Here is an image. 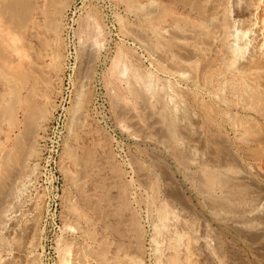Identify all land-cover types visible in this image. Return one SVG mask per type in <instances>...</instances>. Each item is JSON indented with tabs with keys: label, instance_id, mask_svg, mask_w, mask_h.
Listing matches in <instances>:
<instances>
[{
	"label": "rangeland",
	"instance_id": "1",
	"mask_svg": "<svg viewBox=\"0 0 264 264\" xmlns=\"http://www.w3.org/2000/svg\"><path fill=\"white\" fill-rule=\"evenodd\" d=\"M54 1L34 0L28 25L20 28L0 13L6 57H0V264H264V36L256 26L264 11L255 13L264 0ZM249 73H257L254 81ZM129 75L139 85L143 79L142 86ZM14 81L23 103L11 114ZM129 88L144 100L133 99ZM119 104L130 114L122 116ZM31 109L38 113L34 121ZM164 109L178 116L175 144L160 135ZM211 170L221 180L209 190ZM54 175L58 205L46 212Z\"/></svg>",
	"mask_w": 264,
	"mask_h": 264
},
{
	"label": "bare ground",
	"instance_id": "2",
	"mask_svg": "<svg viewBox=\"0 0 264 264\" xmlns=\"http://www.w3.org/2000/svg\"><path fill=\"white\" fill-rule=\"evenodd\" d=\"M55 1H57L56 3L58 4V1H60V0H55ZM55 1H54V2H55ZM121 1H122V0H121ZM153 1H154V0H153ZM155 1H157V0H155ZM155 1H154V2H155ZM33 2H34V0H0V7H2V8H0V13L3 12L2 14L6 15V16H9V18H12V20H13V19H16V20H17V26H19L18 28H20V26H23L26 22H28L27 20H28V18H29V16H30V13H31V11L34 10L33 8H34L35 5L33 4ZM48 2H50V1H48ZM54 2H53V4H54ZM70 2H71V1H70ZM124 2H125V1H124ZM127 2H128V1H127ZM130 2H131V1H130ZM136 2H137V0H136ZM136 2H135V4H136ZM213 2H215V1H213ZM213 2H212V3H213ZM34 3H36V2H34ZM38 3H39V2H38ZM56 3H55V4H56ZM62 3H63V2L60 1V4H62ZM125 3H126V2H125ZM133 3H134V2H133ZM133 3H132V4H133ZM150 3H151L152 5L154 4V3H152V2H150ZM36 4H37V3H36ZM48 4H50V3H48ZM63 4H64V3H63ZM126 4H127V3H126ZM135 4H134V5H135ZM140 4H141V3H140ZM140 4H139V5H140ZM144 4H145V3H144ZM214 4H215V3H214ZM134 5H133V6H134ZM147 5H148V4H147ZM147 5H145V7H146ZM152 5H151V6H152ZM160 5H161V4H160ZM215 5H216V4H215ZM215 5H214V7H216ZM56 6H57V5H56ZM56 6H54V7L56 8ZM130 6H131V5H130ZM136 6H137V5H136ZM140 6H141V5H140ZM143 6H144V5H143ZM151 6H149L148 9H150ZM161 6H162V5H161ZM60 7H61V5H60ZM162 7H163V6H162ZM162 7H161V8H162ZM200 7L203 8V5H201ZM212 7H213V4H212ZM254 7H257V6H254ZM254 7H253V8H254ZM141 8H143V7H141ZM146 8H147V7H146ZM153 8H155V7L153 6ZM249 8H250V7H249ZM52 9H54V8H52ZM58 9H59V8H58ZM134 9H135V8H134ZM138 9H139V6H138ZM148 9H147V10H148ZM255 9H256L255 13H257L258 11L260 12V11H262V10L264 11V9H262L261 6H258V7L255 8ZM60 10H62V9H59V11H60ZM144 10H145V9H144ZM151 10H152V9H151ZM155 10H156V9H155ZM155 10H154L153 12H156ZM158 10H159V9H158ZM163 10H164V9H163ZM203 10H204V9H202V11H203ZM249 10H250V9H249ZM249 10H248V11H249ZM56 11H58V10H56ZM149 11H150V10H149ZM204 11H205V10H204ZM212 11H214V10H211V12H212ZM135 12H136V11H135ZM135 12H134V13H135ZM159 12H160V11H158V14H159ZM162 12H163V11H162ZM165 12H167V11H165ZM165 12H164V13H165ZM214 12H217V10H215ZM251 12H254V11H251ZM136 13H137V12H136ZM136 13H135V14H136ZM138 13H140V12H138ZM148 13H149V12H148ZM201 13H202V12H201ZM203 13H204V12H203ZM209 13H210V12H209ZM209 13H208V14H209ZM263 13H264V12H263ZM43 14H44V12H43ZM60 14H61V13H60ZM154 14H156V13H154ZM161 14H162V13H161ZM204 14H205V13H204ZM208 14L206 13L205 15H208ZM214 14H215V13H214ZM217 14H219V13H217ZM217 14H216V16H217ZM250 14H251V13H250ZM261 14H262V13H261ZM0 15H1V14H0ZM139 15H140V14H139ZM143 15H144V14H143ZM162 15H164V14H162ZM165 15H166V13H165ZM169 15H172V13L169 14ZM210 15H211V14H210ZM252 15H253V14H252ZM6 16H5V17H6ZM46 16L48 17L47 14H46ZM156 16H157V15H155V16H153V17H156ZM166 16L169 17L168 14H167ZM203 16H204V15H203ZM256 16H258V15L256 14ZM263 16H264V15H263ZM49 17H51V16H49ZM52 17H54V16H52ZM162 17H164V16H162ZM172 17L174 18V16H172ZM252 17H253V16H252ZM1 18H2V17H1ZM158 18H159V17H158ZM160 18H161V17H160ZM170 18H171V16L169 17V19H170ZM253 18H254V17H253ZM256 18H257V17H256ZM258 18H259V19H258ZM258 18H257L258 20H256V22H257V21L260 22V20L262 19L261 16L258 17ZM260 18H261V19H260ZM263 18H264V17H263ZM142 19H143V18H142ZM144 19H145V18H144ZM153 19H154V18H153ZM162 19H163V18H162ZM171 19H172V18H171ZM205 19H206V18H205ZM214 19H215V18H214ZM48 20H49V19H48ZM50 20H51V19H50ZM155 20H156V19H155ZM158 20H159V19H158ZM158 20H157V21H158ZM177 20H178V19H177ZM179 20H180V19H179ZM179 20H178V21H179ZM211 20H212V19H210V21H211ZM251 20H252V18H251ZM53 21H54V20H53ZM161 21H162V20H161ZM172 21H173V20H172ZM172 21H171V22H172ZM174 21H175V20H174ZM174 21H173V22H174ZM204 21H205V20H204ZM204 21H203V23L201 22L202 25H203V24H204V25L209 24V23H208V20H206V22H204ZM210 21H209V22H210ZM252 21H253V20H252ZM252 21H251L250 28H251L252 24H254V22L252 23ZM45 22H46V21H44V24H45ZM56 22H57V24H58L59 21L56 20L55 23H56ZM180 22H181V21H180ZM190 22H191V21H190ZM199 22H200V21H199ZM261 22H262V20H261ZM263 22H264V19H263ZM263 22H262L260 25H256L257 28H258L257 30L259 31V35H258V36H262V37L264 36V35H263V32H264V24H263ZM14 23H15V22H14ZM48 23H49V22H48ZM48 23H46V24H47V25L50 24L49 27H52V28H53V31H54V30H55V27H56V26H55V23H53L52 21H50L49 24H48ZM191 23H192V22H191ZM194 23H195V21H194ZM194 23H193V24H194ZM205 23H206V24H205ZM10 24H11V21H10ZM26 24H27V23H26ZM177 24H178V23H177ZM177 24H176V25H177ZM193 24H192V25H193ZM27 25H28V24H27ZM27 25H25V26H27ZM33 25H34V24H33ZM47 25H46V26H47ZM59 25H61V24L59 23ZM176 25H175V26H176ZM210 25L213 26L212 24H210ZM216 25H217V24H216ZM218 25H219V24H218ZM25 26H24V27H25ZM173 26H174V25H173ZM207 26H208V25H207ZM254 26H255V25H254ZM44 27H45V26H44ZM160 27H161V26H160ZM214 27H215V26H214ZM13 28H14V27H13ZM60 28H61V27H59V29H60ZM175 28H176V27H175ZM203 28H204V27H203ZM207 28H208V27H207ZM217 28H219V27H217ZM217 28H216V30H217ZM252 28H253V27H252ZM254 28L256 29V27H254ZM25 29H26V28H25ZM44 29H45V28H44ZM46 29H48V26H47ZM57 29H58V28H56V30H57ZM176 29H177V28H176ZM201 29H202V27H201ZM1 30H2V29H1ZM21 30H22V29H21ZM26 30H27V29H26ZM49 30H50V29H49ZM51 30H52V29H51ZM61 30H62V29H61ZM61 30H60V31H61ZM174 30H175V29H174ZM251 30L254 31V29H251ZM18 31H19V29H18ZM32 31H33V30H32ZM60 31H59V32H60ZM199 31H200V29H199ZM199 31H196V32H198V34H199V33L202 34V30H201V32H199ZM205 31H207V29H206ZM205 31H203V32H205ZM219 31H220V29H219ZM16 32H17V31H16ZM16 32H15V33H16ZM46 32H47V31H46ZM51 32H52V31H51ZM59 32H57V33H59ZM61 32H62V31H61ZM155 32H156V31H155ZM160 32H161V31H160ZM194 32H195V31H194ZM207 32H208V31H207ZM207 32H205V35L207 34ZM217 32H218V30H217ZM250 32H252V31H250ZM254 33H256V32H254ZM257 33H258V32H257ZM257 33H256V36H255L256 38L258 37V36H257ZM0 34H1V32H0ZM7 34H9V33H7ZM189 34H190V33H189ZM193 34H194V33H193ZM193 34H192V35H193ZM198 34L195 33V36L198 35ZM200 34H199V35H200ZM217 34H219V33H217ZM217 34H216V35H217ZM251 34H252V33H251ZM158 35H160V34L158 33ZM13 36H14V35H13ZM56 36L59 37L58 35H56ZM156 36H157V35H156ZM200 36H201V35H200ZM203 36H204V35H202L201 37H203ZM217 36H219V38H220V35H217ZM0 37H1V35H0ZM18 37H19V36H18ZM188 37H190V36H188ZM208 37H209V34H208ZM238 37H239V35H238ZM6 38H7V37H6ZM92 38H93V37H92ZM211 38H212V37H211ZM211 38H210V39H211ZM213 38H214V37H213ZM213 38H212V39H213ZM219 38H218V39H219ZM259 38H260V37H259ZM259 38H258V40H259ZM0 39H1V38H0ZM2 39H3V38H2ZM2 39H1V40H2ZM56 39H57V38H56ZM56 39H55V41L59 40V39H57V40H56ZM194 39H197V38H194ZM206 39H207V38H206ZM216 39H217V38H216ZM218 39H217V40H218ZM12 40L14 41L15 38H13ZM93 40H94V39H93ZM159 40H160V39H159ZM177 40H178V39H177ZM179 40H180V39H179ZM179 40H178V41H179ZM201 40H202V39H200V41H201ZM261 40H263V38H261ZM13 41H12V42H13ZM19 41H21V40H19ZM47 41H48V40H47ZM90 41H91V40H90ZM160 41H161V40H160ZM178 41H177V42H178ZM180 41H181V40H180ZM182 41H183V40H182ZM206 41L208 42V40H205V43L208 44ZM212 41H213V40H212ZM259 41H260V40H259ZM2 42L4 43V40H2ZM9 42H10V41H9ZM51 42H52V41H51ZM51 42L48 41L47 44H48V43H51ZM92 42H93V41H92ZM184 42H186V40H185ZM188 42H189V41H188ZM209 42H210V41H209ZM214 42H215V39H214ZM214 42H213V43H214ZM254 42H255V40H254ZM262 42H264V41H262ZM20 43H21V42H20ZM45 43H46V42H45ZM57 43H59V42H57ZM158 43H159V42H158ZM178 43H179V42H178ZM210 43H211V42H210ZM257 43H258V42H257ZM6 44H7V43H6ZM28 44H29V43H28ZM168 44H169V43H168ZM199 44H200V42H199ZM260 44H262V43H260ZM260 44H259V45H260ZM263 44H264V43H263ZM2 45H3V44L0 43V47H1ZM43 45H44V44H43ZM173 45H175V44H173ZM203 45H204V44H203ZM224 45H225V44H224ZM224 45H223V46H224ZM235 45H236V44H235ZM3 46H4V45H3ZM50 46H51V45H50ZM198 46H199V45H198ZM205 46H206V45H205ZM210 46H211V45H209V47H210ZM215 46H217V45L215 44ZM231 46H232V45H231ZM9 47H11V46H9ZM13 48H14V47H13ZM46 48H47V47H46ZM46 48L44 47L43 49H46ZM51 48H52V46H51ZM57 48H58V46H57ZM79 48H80V47H79ZM218 48H219V47H218ZM228 48H229V47H228ZM9 49H10V48H9ZM185 49H186V48H185ZM187 49H189V48H187ZM197 49H198V48H197ZM202 49H203V48H202ZM205 49L207 50V48H205ZM215 49H216V47H215ZM231 49H232V48H231ZM3 50H4V47H3ZM56 50H58V49H56ZM56 50H54V51H56ZM78 50H79V49H78ZM213 50H214V48H213ZM13 51H14V50H13ZM19 51H20V50H19ZM186 51H187V50H186ZM186 51H184V52L186 53ZM207 51H208V50H207ZM209 51H210V50H209ZM216 51H217V50H216ZM216 51H215V52H216ZM218 51H219V49H218ZM220 51H221V48H220ZM260 51H261V50H260ZM215 52H214V54H216ZM261 52H262V51H261ZM261 52H260V53H261ZM58 53H59V52H58ZM95 53H96V52H95ZM95 53H94V54H95ZM190 53H191V52H190ZM218 53H219V52H218ZM255 53H256V52H255ZM199 54H200V51H199ZM206 54H207V53H206ZM220 54H221V53H220ZM225 54H226V53H225ZM229 54H230V53H229ZM257 54H258V52H257ZM6 55H8V54H6ZM58 55H60V54H58ZM81 55H82V54H81ZM124 55H125V54H124ZM184 55H185V54H184ZM193 55H195V54H193ZM196 55H197V54H196ZM196 55H195V56H196ZM201 55H204V52H202ZM207 55H208V54H207ZM227 55H228V53L226 54V56H227ZM186 56H188V55L186 54ZM209 56H210V55H209ZM216 56H217V54H216ZM255 56H256V55H255ZM259 56H260V54H259ZM259 56H258V57H259ZM0 57H1L2 61H3V59L6 58L5 55H4V51L2 52V51L0 50ZM56 57H57V56H56ZM56 57H55V58H56ZM88 57H89V56H88ZM91 57H92V56H91ZM173 57H175V56H173ZM176 57H177V56H176ZM190 57H191V56H190ZM198 57H199V56H198ZM221 57H222V56H221ZM223 57H224V56H223ZM10 58H11V57H10ZM10 58H9V59H10ZM55 58H54V59H55ZM193 58H194V57H193ZM201 58H203V57L201 56ZM215 58H216V57H215ZM252 58H253V56H252ZM1 59H0V60H1ZM45 59H46V58H45ZM52 59H53V58H52ZM121 59H122V58H121ZM174 59H175V58H174ZM182 59H184V58H181L180 61H182ZM186 59H187V58H186ZM190 59H191V58H190ZM203 59H204V58H203ZM205 59H206V58H205ZM205 59H204V61H205ZM211 59H212V58H211ZM220 59H221V58H220ZM227 59H228V58H227ZM227 59H226V60H227ZM250 59H251V58H250ZM261 59H263V58H261V56H260V58H259V63H260V60H261ZM10 60H11V59H10ZM12 60H13V58H12ZM57 60H59V57L56 59V62H57ZM177 60H178V59H177ZM194 60H195V59H193V62H194ZM200 60H202V59H200ZM212 60H214V57H213ZM226 60H225V62L228 61L226 64H228V66H229V65H230V64H229L230 60H227V61H226ZM2 61H1V62H2ZM8 61H9V60H8ZM184 61H186V60H184ZM184 61H183V62H184ZM195 61L198 62L197 59H196ZM214 61H215V60H214ZM247 61H248V60H247ZM253 61H254V60H252V61L250 60L249 63H250V64L253 63V64H255L254 66H256L257 63H254ZM3 62H6V61H3ZM9 62H10V61H9ZM12 62H15V61H12ZM54 62H55V61H54ZM54 62H53V64L55 65ZM193 62H192V64H193ZM197 62H195V63H197ZM208 62H209V61H208ZM212 62H213V61H212ZM212 62H209V63H212ZM257 62H258V61H257ZM10 63H11V62H10ZM31 63H32V62H31ZM48 63H49V62H48ZM121 63H122V61H121ZM176 63H177V61H176ZM185 63H186V62H185ZM188 63H189V62H188ZM209 63H208V64H209ZM223 63H224V62H223ZM6 64L8 65V63H6ZM53 64H52V65H53ZM177 64H179V63H177ZM180 64H181V63H180ZM189 64H191V63H189ZM205 64L207 65V63H205ZM13 65H14V63H13ZM52 65H51V67H52ZM54 65H53V66H54ZM196 65H200V64H196ZM206 65H205V66H206ZM224 65H225V64H224ZM234 65H235V64H233V67H234ZM261 65H262V64H261ZM10 66H11V65H10ZM55 66H56V65H55ZM55 66H54V67H55ZM58 66H59V65H58ZM88 66H89V65H88ZM187 66H189V65H187ZM208 66H209V65H208ZM210 66H211V65H210ZM210 66H209V67H210ZM226 66H227V65H226ZM226 66H225V67H226ZM243 66L246 67V64L243 65ZM243 66H242V67H243ZM134 67H135V66H134ZM193 67H194V66H193ZM193 67H192V69H193ZM195 67H196V66H195ZM222 67L224 68V66H222ZM245 67H244V68H245ZM247 67H249V66L247 65ZM247 67H246V69H248ZM40 68H41V67H40ZM197 68H198V67H197ZM226 68H227V67H226ZM226 68H225L224 71H226ZM235 68H236V67H235ZM244 68H243V69H244ZM189 69H190V68H189ZM189 69L187 70L188 72H189ZM230 69H231V68H230ZM233 69H234V68H233ZM237 69H238V68H237ZM134 70H135V69H134ZM194 70H195V69H194ZM211 70H212V69H211ZM211 70H210V71H211ZM213 70H214V69H213ZM221 70H223V69L221 68ZM241 70H242V69H241ZM253 70H254V69H253ZM50 71H51V70H50ZM52 71H53V70H52ZM191 71H192V70H190L189 73H192ZM203 71H205V70H203ZM203 71H202V72H203ZM233 71H235V70H233ZM238 71H240V70H238ZM244 71H245V70H244ZM251 71H252V70H251ZM256 71H257V70H256ZM55 72H56V70H55ZM184 72H185V70H184ZM184 72H183V73H184ZM193 72H194V71H193ZM211 72H212V71H211ZM214 72H215V71H214ZM218 72H219V71H218ZM221 72H222V71H221ZM229 72H232V71H229ZM240 72H243V70L240 71ZM246 72H247V70H246ZM24 73H26V72H24ZM29 73H30V72H29ZM130 73H131V72H130ZM135 73H138L137 75H140L142 72L139 73V71H136ZM185 73L187 74V72H185ZM197 73H198V71H197ZM203 73H204V72H203ZM227 73H228V72H227ZM258 73H259V72H258ZM10 74H11V73H10ZM132 74H133V73H132ZM194 74H195V73H194ZM223 74H224V73H223ZM237 74H238V73H237ZM237 74H233V75H237ZM241 74H242V73H241ZM255 74H257V73H255ZM255 74H253V75L251 74V75L254 76ZM5 75H9V72H8V74H7V72H6ZM20 75H22V74H20ZM28 75H30V74H28ZM135 75H136V74H135ZM142 75L144 76V73H142ZM145 75H146L145 80H146V78H147V80H148V77H149V76H147V74H145ZM182 75H183V74H182ZM195 75H197V74H195ZM207 75H208V74H207ZM247 75H248V74H247ZM247 75H244V76H242V77H245V76H247ZM249 75H250V73H249ZM251 75L248 76V78L250 77V78L252 79L253 77H251ZM129 76H130L131 78L133 77V80H132V81L134 82V81H135L134 76H131V75H129ZM143 76H142V77H143ZM202 76H203V75H202ZM209 76H210V75H209ZM212 76H213V75H212ZM239 76H240V74H239ZM6 77H8V76H6ZM6 77H4V78L6 79ZM14 77H15V76H14ZM29 77H30V76H29ZM48 77H49V76H48ZM142 77L140 76V79H142ZM187 77H188V75H187ZM220 77H221V76H220ZM224 77H225V75H224ZM240 77H241V76H240ZM240 77H239V79H240ZM258 77H259V76H258ZM143 78H144V77H143ZM149 78H150V77H149ZM202 78H203V77H202ZM207 78H208V76H207ZM11 79H14V78L11 77ZM21 79H22V78H21ZM21 79H20V80H21ZM33 79H34V78H33ZM136 79H137V81H138V80H139V76H137ZM234 79H235V78H234ZM236 79H237V78H236ZM244 79H245V78H244ZM246 79H247V78H246ZM253 79H254V78H253ZM253 79H252V80H253ZM256 79H257V78H256ZM16 80H17V79H16ZM23 80H24V79H23ZM23 80H22V81H23ZM47 80H48V79H47ZM147 80H146V81H147ZM149 80H150V79H149ZM151 80H152V79H151ZM194 80H195V79H194ZM204 80H205V79H204ZM211 80H212V79H211ZM247 80H248V79H247ZM252 80H251V81H252ZM24 81H25V80H24ZM24 81L22 82V84L24 83ZM48 81L50 82V80H48ZM143 81H144L143 79L140 80L141 84H142ZM154 81H155V80H154ZM230 81L235 82V80H230ZM245 81H246V80H245ZM253 81H254V80H253ZM14 82H15V84L12 83L13 85L10 86V87L12 88V89H11V90H12V91H11L12 93L9 92L10 90H8L9 93L13 94V101H11V103H10V104H11V107L9 106V107H8V110H6V111L10 112L11 114H13V112H15L14 109H15V107L17 106V104H20V103L22 104V103H23L22 100H21V98H20L21 95H19V92H20L19 90H20V89L22 90L23 88H20V87H21V84L19 83V81H18V82L14 81ZM28 82H29V81H28ZM130 82H131V81H130ZM148 82H149V81H148ZM224 82H225V81H224ZM237 82H238V81H237ZM237 82H236V83H237ZM249 82H250V80H249ZM47 83H48V82H47ZM50 83H51V82H50ZM134 83H137V82L135 81ZM155 83H156V82H155ZM155 83H154V84H155ZM195 83H196V81H195ZM206 83H207V82L205 81V84H206ZM225 83H226V82H225ZM227 83H228V82H227ZM258 83H259V82H258ZM24 84H25V83H24ZM141 84L139 85V83H137V85H139V86H142ZM203 84H204V83H203ZM208 84H209V83H208ZM208 84H207V85H208ZM223 84H224V83H223ZM223 84H222V85H223ZM147 85H148V84H147ZM220 85H221V84H220ZM225 85H226V84H225ZM228 85H229V84H228ZM231 85H232V84H231ZM233 85L235 86L234 83H233ZM238 85H239V86H238ZM242 85H243V84H242ZM245 85H247V84H245ZM245 85H243V86H245ZM250 85H251V84H249V86H250ZM131 86H132V85H131ZM234 86H233V87H234ZM236 86L241 87L240 84H237ZM236 86H235V87H236ZM8 87H9V86H8ZM10 87H9V88H10ZM26 87H27V86H26ZM135 87H136V84H135ZM155 87H156V86H155ZM208 87H210V86H208ZM220 87H221V86H220ZM223 87H224V86H223ZM230 87H231V86H230ZM235 87H234V88H235ZM251 87H252V86H251ZM137 88H138V87H137ZM139 88H140V87H139ZM236 88H237V87H236ZM246 88H248V86H247ZM246 88H245V90H246ZM252 88H254V87H252ZM24 89H25V88H24ZM129 89H130V88H129ZM135 89H136V88H135ZM135 89H132V88L130 89L131 92H132V90L135 91L134 96H133V99H134V97H135V98L138 99V100H139V99H140L141 101L144 100V99L141 98V94H142V93L140 94V92H137V90H135ZM145 89H146V88H145ZM224 89H225V87H224ZM139 90L141 91L142 89L140 88ZM220 90H223V89H220ZM225 90H226V89H225ZM236 90H237V89H236ZM233 91H235V89H234ZM233 91H231V92H233ZM239 91H240V90H239ZM253 91H254V89H253ZM253 91H252V92H253ZM259 91H260V90H259ZM31 92H32V90H31ZM31 92H30V93H31ZM131 92H130V93H131ZM141 92H142V91H141ZM144 92H145V91H144ZM216 92H217V91H216ZM223 92H224V91H223ZM223 92H222V93H223ZM236 92H238V91H235V93H236ZM248 92H250V91L248 90ZM256 92H257V91H256ZM263 92H264V91H263ZM5 93H7V92H5ZM30 93H29V94H30ZM32 93H33V92H32ZM217 93H218V92H217ZM253 93H255V91H254ZM253 93L250 94V96H251V95L254 96V95L256 94V93H255V94H253ZM7 94H8V93H7ZM11 94H10V96H11ZM22 94H23V93H22ZM35 94H36V92H35ZM118 94H119V93H118ZM131 94H133V92H132ZM162 94H163V93H162ZM233 94H234V93H233ZM241 94H244V93H241ZM258 94H259V92H258ZM148 95H149V94H148ZM239 95H240V94H239ZM261 95L263 96V93H262ZM261 95H260V97H262ZM3 96H4V95H3ZM3 96H2V97H3ZM28 96H32V95H28ZM194 96H195V95H194ZM220 96L222 97L223 95L221 94ZM236 96H237V95H236ZM242 96H243V95H242ZM246 96H247V95H246ZM111 97H112V96H111ZM119 97H120V96H117V98H119ZM145 97H146V96H145ZM145 97H144V98H145ZM160 97H161V94L159 95V98H160ZM197 97H198V96H197ZM243 97H244V96H243ZM258 97H259V95H258ZM5 98H7V97H5ZM129 98H130V95H129ZM165 98H166V97H165ZM218 98H219V97H218ZM218 98H217V99H218ZM222 98L224 99V97H222ZM222 98H221V100H222ZM246 98H247V97H246ZM254 98H255V97H254ZM256 98H257V94H256ZM126 99H127V97L125 98V100H126ZM136 99H135V100H136ZM149 99H150V98H149ZM248 99H249V98H248ZM250 99H251V98H250ZM257 99H259V98H257ZM262 99H264V98H261V100H262ZM7 100H8V99H7ZM11 100H12V98H11ZM30 100H31V99H30ZM116 100H117V99H115V101H116ZM118 100H119V99H118ZM145 100H146V99H145ZM163 100H164V98H162V101H163ZM210 100H211V99H210ZM246 100H247V99H246ZM31 101H32V100H31ZM130 101L132 102L133 100H130ZM146 101H147V100H146ZM150 101H151V100H150ZM182 101H183V100H182ZM205 101H206V100H205ZM249 101H250V100H249ZM251 101H252V100H251ZM262 101H263V100H262ZM32 102H34V101H32ZM131 102H130V104H132V106H133V103H131ZM135 102H136V101H135ZM147 102H148V101H147ZM163 102H164V101H163ZM163 102H159V104H161V103H163ZM225 102H226V101H225ZM256 102H257V101H256ZM5 103H6V102H5ZM125 103H126V102H125ZM172 103H173V102H172ZM246 103H247V104H248V103L250 104V102H247V101H246ZM253 103H254V102H253ZM8 104H9V103H7V105H8ZM24 104H25V103H24ZM24 104H23V105H24ZM32 104H33V103H32ZM32 104H31V105H32ZM114 104H115V103H114ZM116 104H117V103H116ZM121 104H122V103H121ZM121 104H119V106H120ZM136 104H137V103H136ZM145 104H146L145 106L149 105V104H147V103H145ZM163 104H164V103H163ZM163 104L159 105V106L161 107L162 110H163V108H162V107H163V106H162ZM167 104H168V103H167ZM219 104H220V103H219ZM247 104H246V105H247ZM1 105H2V104H1ZM29 105H30V103L27 104V105H25V106L28 107ZM31 105H30V106H31ZM122 105H123V104H122ZM122 105H121V106H122ZM151 105H152V104H151ZM151 105H150V107H151ZM171 105H172V104H171ZM198 105H199V104H198ZM251 105H252V104H251ZM251 105H250V106H251ZM258 105H259V104H258ZM2 106H3V105H2ZM129 106H131V105H129ZM135 106H136V105H135ZM141 106H143V107H141V108H143V109L145 108V107H144V104H141ZM164 106H165V104H164ZM166 106H167V105H166ZM175 106H176V105H175ZM248 106H249V105H248ZM18 107H19V105L17 106V109H18ZM26 107H25V108H26ZM133 107H134V106H133ZM133 107H131V108H133ZM153 107H154V106H152V108H153ZM168 107H169V106H168ZM168 107H167V108H168ZM183 107H184V104H183ZM201 107H202V106H201ZM245 107H246V106H245ZM255 107H256V106H255ZM258 107H259V106H258ZM6 108H7V107H6ZM6 108H5V109H6ZM19 108H20V107H19ZM31 108H32V107H31ZM136 108H139V107H136ZM152 108H151V109L148 108V109L151 110L152 113H153V111H154L155 109H152ZM155 108H156V107H155ZM157 108H158V106H157ZM157 108H156V109H157ZM164 108H165V107H164ZM186 108H187V107H185V109H186ZM206 108H208V107H206ZM215 108H216V107H215ZM215 108H214V109H215ZM220 108H221V107H220ZM262 108H264V107H262ZM5 109H4V113H5ZM172 109H173V108H172ZM179 109H180V108H179ZM187 109H188V108H187ZM187 109H186V111H187ZM209 109H210V108H209ZM211 109H212V108H211ZM251 109H252V107L250 108V110H251ZM27 110H28V109H27ZM29 110H30V107H29ZM164 110H165V109H164ZM168 110H170V109H168ZM168 110H167V112H166V110H165V112L160 113V114H161V115H160V116H161V121H162V123H163V125H164L166 135H165V133H160L161 131H160L159 133H160L161 136H163V135H164V136H167V139H169L168 141H171L173 144H175L176 142H178V141H176L178 138L175 139V134H176V131H177V122H176L175 119H178V118H176V117H178V116H175V118H174L173 115L171 114V112L173 113V111H171L170 113H168ZM177 110H178V109H177ZM215 110H216V109H215ZM248 110H249V109H248ZM252 110H253V109H252ZM254 110H255V108H254ZM254 110H253V111H254ZM2 111H3V110H2ZM23 111H24V110H23ZM35 111H37V110H34V111H33V110L31 109V118H30V119H32V121H34V119H35V118L37 117V115H38V113L35 112ZM119 111H120V110H119ZM137 111H138V110H137ZM158 111H159V110H158ZM179 111H180V110H179ZM183 111H184V110H183ZM188 111H189V110H188ZM257 111H258V109H256V112H257ZM263 111H264V109H263ZM263 111H262V112H263ZM18 112H19V110H18ZM25 112H27V111L25 110ZM28 112H29V111H28ZM28 112H27V113H28ZM174 112L176 113V111H174ZM206 112H207V109H206ZM262 112L259 113V111H258V113H259L258 115L262 114ZM4 113H2V114H4ZM27 113H26V114H27ZM121 113H122V116H123V114H124V115H126V114L129 115V114H130V107L122 106V107H121ZM121 113H120V114H121ZM152 113H151V114H152ZM154 113H155V112H154ZM214 113H215V112H214ZM15 114H16V113H15ZM15 114H14V115H15ZM173 114H174V113H173ZM207 114H208V113H207ZM219 114H220V113H219ZM4 115H5V114H4ZM29 115H30V113H29ZM128 115H127V116H128ZM132 115H133V114H132ZM132 115H131V117H132ZM135 115H136V114H135ZM153 115H154V114H153ZM171 115H172V116H171ZM184 115H185V114H184ZM213 115H214V114H213ZM263 115H264V114H262V117L264 118ZM16 116H17V114H16ZM141 116H142V115H141ZM207 116H208V115H207ZM223 116H224V115H223ZM14 117H15V116H14ZM124 117H125V116H124ZM133 117H135V116H133ZM137 117H138V116H137ZM184 117H185V116H184ZM211 117H212V116H211ZM262 117H261V118H262ZM143 118H145V117L143 116ZM182 118H183V117H182ZM205 118H206V117H205ZM10 119H11V118H9V120H10ZM13 119H14V118H12L11 124H13V122H14ZM30 119H29V120H30ZM189 119H190V118H189ZM219 119H220V118H219ZM1 120H2V119L0 118V121H1ZM7 120H8V119H7ZM9 120H8V121H9ZM15 120H16V119H15ZM141 120H142V119H141ZM183 120H186V119L184 118ZM214 120H215V119H214ZM214 120H213V122H214ZM178 121H180V119H179ZM188 121H189V120L187 119V121H185V122H188ZM145 122H146V121H145ZM145 122H144V123H145ZM158 122H159V120H158ZM9 123H10V122H9ZM33 123H34V122H33ZM138 123H140V122H138ZM180 123L182 124V121H181ZM14 125H15V124H14ZM141 125H142V123H140V126H141ZM179 125H180V124H179ZM183 125H184V122H183ZM144 126H145V125H144ZM190 126H191V125H190ZM190 126H189V128H188V126H187V129H188V130H190V129L192 130V129H193V127L190 128ZM221 126H222V125H221ZM179 129H181V127H180ZM184 129L187 130L186 128H184ZM247 130H248V129H247ZM261 130H263V132H264V129H263V128H262ZM182 131H183V130H182ZM162 132H163V130H162ZM185 132H186V131H185ZM247 132H249V131H247ZM263 132H262V134H263ZM244 133H245V132H244ZM244 133H243V135H244ZM249 133H250V132H249ZM179 134H182V133H179ZM183 134H184V133H183ZM183 134H182V135H183ZM186 134H187V133H186ZM245 134H246V133H245ZM247 134H248V133H247ZM252 134H253V133H252ZM257 134H259V133H257ZM189 135H190V134H189ZM212 136H213V135H212ZM244 136H245V135H244ZM262 136H264V135H262ZM74 137H75V136H74ZM76 137H77V135H76ZM76 137H75V138H76ZM162 138H163V139H161V141L164 140V137H162ZM182 138H183V137H182ZM211 138H212V137H211ZM213 138H214V136H213ZM251 138H252V137H251ZM258 138H260V136H259ZM165 139H166V137H165ZM211 140H212V139H211ZM253 141H254V140H253ZM212 142H213V140H212ZM218 142H220V141L218 140ZM221 142H222V141H221ZM165 143H166V141L163 142L164 145H165ZM216 143H217V142H216ZM216 143H215V144H216ZM226 143H227V142H226ZM213 144H214V143H213ZM176 145H177V144H176ZM176 145H174V146H176ZM223 145H224V144H222L221 147H222ZM166 147H168V146H166ZM170 147H171V145H170ZM211 147H212V149L214 148L213 146H211ZM224 147L227 148L226 146H224ZM224 147H222V148H224ZM172 148H173V147H172ZM190 149H191V148H190ZM79 150H80V149H79ZM208 150H209V149H208ZM227 150H228V148H227ZM190 151H193V150H190ZM68 152H69V151H68ZM84 152H85V151H84ZM186 152H188V151H186ZM70 153H71V152H70ZM72 153H73V152H72ZM176 153H178V152H176ZM219 153H220V152H219ZM73 154H74V153H73ZM88 154H89V153H88ZM91 154H92V153H91ZM178 154H179V153H178ZM208 154H209V153H208ZM223 154H224V153H223ZM68 155H71V154H68ZM184 155H185V154H184ZM218 155H219V154H218ZM221 155H222V154H221ZM85 156H87V155H85ZM90 156H91V155H90ZM90 156H89V157H90ZM71 157H72V156H71ZM76 157H78V156L76 155ZM91 157H92V156H91ZM91 157L88 158V159H86V160H85V163L83 162L84 160H83L82 162H83L84 164H86V165H87V164L90 165V164H91L90 162H91V159H92ZM180 157H181V156H180ZM72 158H74V155H73ZM79 158H81V156H80ZM211 158H213V157H211ZM225 158H226V157H225ZM83 159H84V158H83ZM182 159L184 160V158H182ZM186 159H187V158H186ZM222 159H223V158H222ZM76 160H77V158H76ZM72 161H73V160H72ZM93 161H94V160H93ZM77 162L80 164V162H79V160H78V161H76V166L78 165ZM83 163H82V164H83ZM184 163H187V162H185V160H184ZM73 164H74V163H73ZM86 165H85V166H86ZM186 165H187V164H186ZM76 166H75V167H76ZM81 166H82V165H81ZM94 166H95V165H94ZM202 166H203V165H202ZM82 167H83V166H82ZM181 167H183V166H181ZM78 168H80V167H78ZM84 168H85V167H84ZM91 168H92V167H91ZM94 168H95V167H94ZM87 169H89V168H87ZM212 170H213V169H212ZM212 170H211V172L209 171L210 173L207 172L208 174L205 173V174L207 175V176H206L207 178L205 179V187H206L207 189H209V190L213 189V188L215 187V185L218 183V181L221 180V179L218 178V176H217L216 174L213 173L214 170H213V171H212ZM81 171H82V170H81ZM86 171H87V170H86ZM86 171H85V172H86ZM89 171H90V170H89ZM69 172H70V171H69ZM83 172H84V171H83ZM205 172H206V169H205ZM79 173H81V172H79ZM69 174H70V173H69ZM201 174H202V172H201ZM77 175H78V172H77ZM79 175H83V174H79ZM79 175H78V176H79ZM189 176H190V175H189ZM79 177H80V176H79ZM199 178H202V177H199ZM199 178H198V179H199ZM202 179H203V178H202ZM203 180H204V179H203ZM75 181H76V180H75ZM222 182H223V180H222ZM201 184H202V183H201ZM197 185H198V184H197ZM238 185H239V184H238ZM229 186H230V184H229ZM199 187H201V186H198V188H199ZM203 187H204V186H203ZM216 187H217V186H216ZM206 188H205V190H207ZM224 188H225V187H224ZM199 189H200V188H199ZM216 189H218V188H216ZM222 189H223V188H222ZM152 190H153V189H152ZM156 190H157V189H156ZM202 190H203V189H202ZM232 190H234V191H232V193H233L234 196H240V194H241L240 189L235 188V187H232ZM246 190H247V189H246ZM200 191H201V190H200ZM203 191H204V190H203ZM203 191H202V192H203ZM243 191L245 192V190H243ZM257 191H258V190H257ZM214 192H215V191H214ZM247 192H249V191L247 190ZM168 193H169V192H168ZM174 193H175V192H174ZM213 194H214V193H213ZM149 195H150V194H149ZM206 195H207V194H206ZM221 195H224V194H221ZM227 195H228V194H227ZM169 196H170V195H169ZM173 196H174V195H173ZM214 196H218V197H219V195H217V194H216V195L214 194ZM158 197H159V196H158ZM244 197H246V196H244ZM212 198H214V197H212ZM216 198H217V197H216ZM224 198H225V197H224ZM207 199H208V198H207ZM225 199H226V198H225ZM205 200H206V199H205ZM214 200H216V199H213V201H214ZM217 200H219V199H217ZM221 200L223 201V199H221ZM152 202H153V199H152ZM209 202H210V200H209ZM217 202H218V201H217ZM226 202H227V201H226ZM153 203H154V202H153ZM229 203H230V202H229ZM242 203H243V202H242ZM220 204H221V203L217 204V206H220ZM222 204H224L225 209H226V208H229V207L231 206V205L228 204V202H227V203H224V202H223ZM182 205H183V204H182ZM162 206H163V205H162ZM214 207H215V206H214ZM74 208L76 209V207H74ZM162 208H163V209H162ZM162 208H161L162 210L165 209L164 207H162ZM222 208H223V207L220 206V209H221V210H222ZM230 208H231V207H230ZM230 208H229V209H230ZM232 208H233V207H232ZM72 209H73V208H72ZM75 209H74V211H75ZM159 209H160V207H159ZM205 209H206V208H205ZM214 209H215V208H214ZM227 210H228V209H227ZM74 211H73V212H74ZM76 211H77V210H76ZM213 211H214V210H213ZM208 212H209V211H208ZM74 213H76V212H74ZM211 213H212V212H211ZM213 213H215V212H213ZM216 213H217V212H216ZM216 213H215V214H216ZM228 213H229V212H228ZM77 214H78V213H77ZM213 215H214V214H213ZM216 216H217V215H216ZM218 216H219V215H218ZM165 218H166V217H165ZM214 218H215V217H213V219H214ZM258 218H259V217H258ZM167 219H168V218H167ZM157 220H159V219H157ZM164 227H165V225H164ZM164 227H163V229L166 230L167 228H164ZM253 228H254V227H253ZM155 230H157V229H155ZM167 233H168V232H167ZM175 235H176V234H175ZM91 237H92V236H91ZM252 237H253V236H252ZM256 239H257V238H256ZM151 241H153V240H151ZM174 241H175V240H174ZM176 243H177V242H176ZM163 244H164V243H163ZM169 244H170V242H169ZM102 246H103V245H102ZM104 246H105V245H104ZM174 246H175V245H174ZM223 246H224V245H223ZM103 248H104V247H103ZM103 248H102V249H103ZM105 248H106V247H105ZM105 248H104V249H105ZM169 248H170V247H169ZM104 249H103V250H104ZM155 250H156V249H155ZM167 250H168V248H167ZM177 250H178V249H177ZM157 251H158V250H157ZM102 252H104V251H102ZM161 253H162V252H161ZM161 253H160V254H161ZM100 254H101V253H100ZM100 254H99V255H100ZM176 254H177V253H176ZM255 254H256V253H255ZM190 256H191V255H190ZM176 258H177V257H176ZM176 258H175V259H176ZM190 258H191V257H190ZM236 258H237V257H236ZM166 259H167V258H166ZM172 259H173V258H172ZM258 259H259V258H258ZM168 260H169V259H168ZM170 261H171V259H170ZM171 262H172V261H171ZM189 263H190V262H189ZM171 264H174V263H171ZM176 264H177V263H176ZM178 264H179V261H178Z\"/></svg>",
	"mask_w": 264,
	"mask_h": 264
},
{
	"label": "built area",
	"instance_id": "3",
	"mask_svg": "<svg viewBox=\"0 0 264 264\" xmlns=\"http://www.w3.org/2000/svg\"><path fill=\"white\" fill-rule=\"evenodd\" d=\"M60 193V182L56 175L53 176L51 183H50V191L48 192L47 202H45V211L50 212L53 207L58 205Z\"/></svg>",
	"mask_w": 264,
	"mask_h": 264
}]
</instances>
